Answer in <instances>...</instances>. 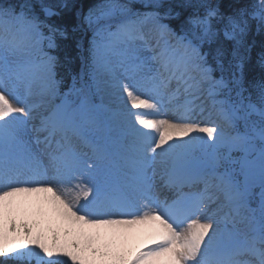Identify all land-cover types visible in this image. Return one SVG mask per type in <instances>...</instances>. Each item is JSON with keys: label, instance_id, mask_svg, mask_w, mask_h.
I'll return each instance as SVG.
<instances>
[{"label": "snow or ice", "instance_id": "1", "mask_svg": "<svg viewBox=\"0 0 264 264\" xmlns=\"http://www.w3.org/2000/svg\"><path fill=\"white\" fill-rule=\"evenodd\" d=\"M72 7L0 0V264H264V0H102L86 49L52 19ZM58 39L81 60L64 92ZM33 195L55 226L18 221Z\"/></svg>", "mask_w": 264, "mask_h": 264}, {"label": "trees", "instance_id": "2", "mask_svg": "<svg viewBox=\"0 0 264 264\" xmlns=\"http://www.w3.org/2000/svg\"><path fill=\"white\" fill-rule=\"evenodd\" d=\"M96 1L97 0H75L74 3H72L74 7H72L71 10H64L60 17H53L52 19L57 23L67 25L70 29L72 27H76L78 19L77 13H79L80 17H82V14H85L90 8H92L96 4ZM222 2L225 5L224 10H228L227 6L229 5L245 7L244 5L246 3L253 4L254 0H222ZM183 14L185 15L186 11H184ZM74 36L76 39H78L79 37L84 36V34L82 31L77 30L76 33H74ZM253 41L255 42L256 50L258 51L260 45L264 44V30L255 32L254 28L251 26L249 32V42ZM57 43L60 45V47L57 48V56L60 59V63L64 62L65 53L68 52L72 57V64H74V62L77 64L80 57L78 55V50L76 49L75 44H69L68 41H61L59 39L57 40ZM66 45H68V47H66ZM260 75L261 69L258 65H255L253 61V63L249 66V78H252L253 76L259 77Z\"/></svg>", "mask_w": 264, "mask_h": 264}, {"label": "rangeland", "instance_id": "3", "mask_svg": "<svg viewBox=\"0 0 264 264\" xmlns=\"http://www.w3.org/2000/svg\"><path fill=\"white\" fill-rule=\"evenodd\" d=\"M74 1L75 0H71V3H74ZM50 2L53 3V4H56L57 0H50ZM84 25H85L86 28H88L87 25L84 24L83 22L80 24V26H82V27H84ZM34 99L37 100V101H39L41 99L44 100L45 102L48 101L47 97H35ZM144 117H145V119H149V120L151 119L149 114L144 115ZM40 209H41L40 202H37L29 210H27V211H19L18 221L21 218L22 219H26L29 222H31L33 220H40L41 221V227L47 228L48 227V221H49V219H51V222H52L53 226H55V224L57 223L55 217H50V214L49 215L42 214ZM47 211H48V209L45 206H43V213H47ZM146 243H147V237L145 235H143V234H135V235L131 236L128 239L127 249L130 252H134L137 248L142 247Z\"/></svg>", "mask_w": 264, "mask_h": 264}, {"label": "bare ground", "instance_id": "4", "mask_svg": "<svg viewBox=\"0 0 264 264\" xmlns=\"http://www.w3.org/2000/svg\"><path fill=\"white\" fill-rule=\"evenodd\" d=\"M149 112L151 113L150 120L161 118L159 115L153 113L151 110H149ZM40 195L41 197L43 196V194H40ZM18 200L20 203V211H27L30 208H32L37 202H39L35 195L28 196V197L22 196V197H19ZM43 206L47 208V205H43Z\"/></svg>", "mask_w": 264, "mask_h": 264}]
</instances>
